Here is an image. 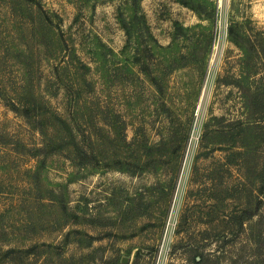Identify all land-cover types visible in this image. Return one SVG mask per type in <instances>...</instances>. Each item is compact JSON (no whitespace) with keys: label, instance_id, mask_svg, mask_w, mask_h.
<instances>
[{"label":"rangeland","instance_id":"rangeland-1","mask_svg":"<svg viewBox=\"0 0 264 264\" xmlns=\"http://www.w3.org/2000/svg\"><path fill=\"white\" fill-rule=\"evenodd\" d=\"M264 264V0H0V264Z\"/></svg>","mask_w":264,"mask_h":264},{"label":"trees","instance_id":"trees-1","mask_svg":"<svg viewBox=\"0 0 264 264\" xmlns=\"http://www.w3.org/2000/svg\"><path fill=\"white\" fill-rule=\"evenodd\" d=\"M195 260H196V263H197V264H201V263H202V260H203V258L200 256V257H199V260H197L196 258H195Z\"/></svg>","mask_w":264,"mask_h":264}]
</instances>
